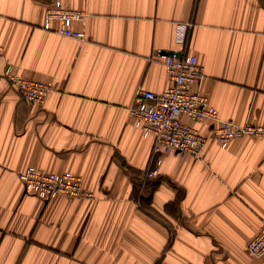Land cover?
Listing matches in <instances>:
<instances>
[{
  "label": "crops",
  "instance_id": "crops-1",
  "mask_svg": "<svg viewBox=\"0 0 264 264\" xmlns=\"http://www.w3.org/2000/svg\"><path fill=\"white\" fill-rule=\"evenodd\" d=\"M53 0H0V264H264L247 241L264 223V136L222 148L215 122L200 158L162 155L140 187L153 142L133 125L138 87L170 80L156 49L187 50L218 116L264 126V0H60L84 38L42 27ZM51 86L22 100L4 75ZM79 175L92 197L41 199L17 172Z\"/></svg>",
  "mask_w": 264,
  "mask_h": 264
},
{
  "label": "built area",
  "instance_id": "built-area-1",
  "mask_svg": "<svg viewBox=\"0 0 264 264\" xmlns=\"http://www.w3.org/2000/svg\"><path fill=\"white\" fill-rule=\"evenodd\" d=\"M81 17L76 9L64 7L60 0H53L47 6L43 22L44 29L51 28V21L60 23L56 32L73 38H84V32L73 28L74 21ZM190 23L176 26V37L183 46L178 49H156L153 57L161 62L170 80L163 91L138 87L134 93L129 114L133 125L144 137L153 138L149 163L143 174L140 187L145 181L157 175L162 155L173 151L180 156L200 158L206 137L192 122L209 120L216 123L214 137L224 148L233 140L245 135H259L263 125H238L218 116L217 109L209 103L208 97L198 89L205 77L204 67L197 57L187 50ZM4 75L15 87L22 100L41 105L47 98L51 86L43 81L22 77L13 71L11 63L6 64ZM25 191L41 199L59 195L79 198L92 197L83 185L82 178L70 171H41L28 166L17 172ZM249 251L255 256L264 255V223L259 232L247 242Z\"/></svg>",
  "mask_w": 264,
  "mask_h": 264
},
{
  "label": "rangeland",
  "instance_id": "rangeland-1",
  "mask_svg": "<svg viewBox=\"0 0 264 264\" xmlns=\"http://www.w3.org/2000/svg\"><path fill=\"white\" fill-rule=\"evenodd\" d=\"M51 22H52V21H51ZM42 27H43V25H42ZM50 29H51V28H50ZM46 30H48V29H46ZM254 125H257V124H254ZM245 136H247V135H245ZM258 232H259V231H258ZM258 232H257V233H258ZM257 233H256V234H257ZM256 234H255V235H256ZM255 235H253V236H255ZM253 236H252V237H253ZM252 237H251V238H252ZM249 239H250V238H249ZM249 239H248V240H249ZM247 242H248V241H247ZM247 248H248V247H247ZM248 250H249V249H248ZM249 252L251 253V251H249ZM251 254H252V253H251ZM252 256H255V255L252 254ZM256 257H259V256H256Z\"/></svg>",
  "mask_w": 264,
  "mask_h": 264
},
{
  "label": "snow or ice",
  "instance_id": "snow-or-ice-1",
  "mask_svg": "<svg viewBox=\"0 0 264 264\" xmlns=\"http://www.w3.org/2000/svg\"><path fill=\"white\" fill-rule=\"evenodd\" d=\"M261 134L264 135V132H262Z\"/></svg>",
  "mask_w": 264,
  "mask_h": 264
}]
</instances>
